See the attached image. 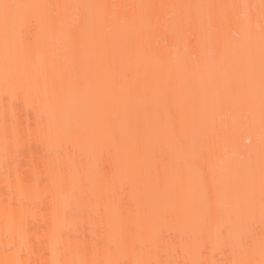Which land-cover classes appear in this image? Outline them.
I'll use <instances>...</instances> for the list:
<instances>
[{
    "label": "bare ground",
    "instance_id": "6f19581e",
    "mask_svg": "<svg viewBox=\"0 0 264 264\" xmlns=\"http://www.w3.org/2000/svg\"><path fill=\"white\" fill-rule=\"evenodd\" d=\"M0 264H264V0H0Z\"/></svg>",
    "mask_w": 264,
    "mask_h": 264
}]
</instances>
